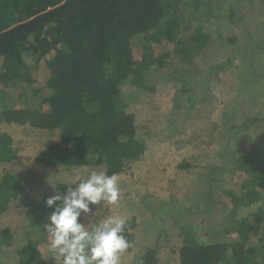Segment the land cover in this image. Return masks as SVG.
I'll return each mask as SVG.
<instances>
[{
	"label": "rangeland",
	"instance_id": "1",
	"mask_svg": "<svg viewBox=\"0 0 264 264\" xmlns=\"http://www.w3.org/2000/svg\"><path fill=\"white\" fill-rule=\"evenodd\" d=\"M208 1L220 16L203 21L206 43L186 36L194 0H174L171 36L180 41H153L158 28L142 33L141 43L162 55L164 67L141 68L148 88L121 87L131 96L126 111L134 115L144 154L118 175L119 204L102 201L83 217L88 227L110 215L126 218L129 248L121 264H144L146 256L151 264H181L186 245L233 242L253 250L252 264H264V7L249 16L244 6L250 0ZM238 14L246 16V26L229 20ZM2 62L0 56V70ZM3 82L0 135L11 137L16 159L31 160L58 130L5 120V109H39L42 94L17 79ZM92 170L105 168L59 162L50 179L66 187ZM34 211L20 201L8 207L0 201V264H55L47 252V219L31 220Z\"/></svg>",
	"mask_w": 264,
	"mask_h": 264
},
{
	"label": "trees",
	"instance_id": "2",
	"mask_svg": "<svg viewBox=\"0 0 264 264\" xmlns=\"http://www.w3.org/2000/svg\"><path fill=\"white\" fill-rule=\"evenodd\" d=\"M173 1L0 0V81L17 79L42 94L39 109H5L2 117L48 133L58 130L31 160L16 159L11 137L0 135V201L6 207L20 201L35 208L31 220H45L51 209L44 201L65 188L50 179L57 163L102 165L109 175H119L143 156L145 147L135 134L134 115L126 111L131 96L121 87L135 82L148 88L141 68L164 67L162 55L141 43L142 33L158 28L153 41L160 42L163 36L180 41L171 36L177 13ZM194 3L185 31L188 41L202 44L209 39L203 21L220 14L211 11L208 0ZM262 7L264 0H250L244 6L249 16ZM229 17L237 27L247 24L244 14H238L237 21ZM244 246L239 242L186 245L181 264L225 259L252 264L253 250ZM152 261L146 256L144 264Z\"/></svg>",
	"mask_w": 264,
	"mask_h": 264
},
{
	"label": "clouds",
	"instance_id": "3",
	"mask_svg": "<svg viewBox=\"0 0 264 264\" xmlns=\"http://www.w3.org/2000/svg\"><path fill=\"white\" fill-rule=\"evenodd\" d=\"M120 178L105 170H92L73 180L62 192L55 191L44 201L51 209L43 229L47 234V252L55 264H121L129 248L124 233L126 218L110 215L86 226L83 217L102 201L118 205Z\"/></svg>",
	"mask_w": 264,
	"mask_h": 264
}]
</instances>
